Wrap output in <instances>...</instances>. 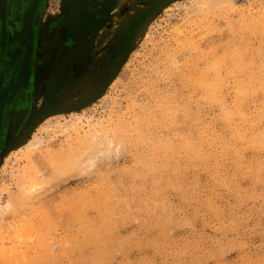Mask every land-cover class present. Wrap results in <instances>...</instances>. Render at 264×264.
<instances>
[{"label":"rangeland","instance_id":"1","mask_svg":"<svg viewBox=\"0 0 264 264\" xmlns=\"http://www.w3.org/2000/svg\"><path fill=\"white\" fill-rule=\"evenodd\" d=\"M81 1L3 103L0 264H264V0Z\"/></svg>","mask_w":264,"mask_h":264},{"label":"water","instance_id":"2","mask_svg":"<svg viewBox=\"0 0 264 264\" xmlns=\"http://www.w3.org/2000/svg\"><path fill=\"white\" fill-rule=\"evenodd\" d=\"M9 0H0V21L3 23L1 24V30H2V36H1V47L2 49H5L7 46V37H8V31H7V25H6V19H7V5H8ZM43 0H32L30 6H29V12L28 16L25 22V28L28 26L29 31H24L22 30L21 35L18 39V51L23 53L25 50V59L22 57L21 61V69L18 74L16 84L10 86L7 89V92H4L2 96L0 97V119L2 117V108H3V101L7 98L9 92L12 90L13 92H16L20 89V87L24 84L25 77H27L28 70L30 68L31 64V59H32V54H33V27H34V21H35V15L36 12L42 3ZM77 0H64V9L68 12H73L72 16L70 19L74 18L76 19V15L74 14V9ZM83 2V4H82ZM111 2V0H82L81 5L83 8L80 7L79 12L84 15H88L87 19H96L97 16H101L102 12L106 9L107 5ZM85 6V7H84ZM92 6V7H91ZM88 7L92 8V12H89ZM75 15V16H74ZM83 17V16H82ZM81 16H78V18L81 20ZM77 18V19H78ZM69 19V20H70ZM78 19V20H79ZM80 20L78 22H80ZM87 24V23H86ZM23 55V54H22ZM23 77V78H22Z\"/></svg>","mask_w":264,"mask_h":264},{"label":"flooded vegetation","instance_id":"3","mask_svg":"<svg viewBox=\"0 0 264 264\" xmlns=\"http://www.w3.org/2000/svg\"><path fill=\"white\" fill-rule=\"evenodd\" d=\"M12 0H9L8 1V5H7V19H6V25H7V31H8V37H7V51L9 52L12 48V50L14 51L13 52V57H14V55L15 56H17V58L18 57H20V55H21V53L18 51V47H19V45H18V39H19V37H20V35H21V31H22V24H23V21H24V17H25V15H26V12H27V10L29 9V6H30V4H31V2H32V0L29 2V6L27 7V9L25 10V12H24V14H23V20H22V22L21 23H17V22H14V20H13V18H14V14H16L17 13V15H21L20 13H22L23 12V8L21 7V4H20V1L21 0H17V2L16 3H18V4H20V5H18L19 7H16L15 5V3H12L11 2ZM45 0H43L42 1V3L40 4V6H39V8H38V10H37V12H36V15H35V19H36V17L38 16V14H39V11L41 10V8H42V6H43V2H44ZM19 17V16H18ZM21 26V27H20ZM20 29H21V31H20ZM17 31V32H16ZM1 32H2V30H1V27H0V39H1ZM33 36H34V43H33V52H34V49H35V47H36V26H35V21H34V27H33ZM14 35V36H13ZM25 55V54H24ZM24 55H21L23 58H24ZM32 56H33V54H32ZM33 58V57H32ZM22 59V58H21ZM31 62H32V59H31ZM31 65V64H30ZM2 66V65H1ZM1 68V67H0ZM20 69H21V63H20V65H18V69L16 70V72H15V83H16V80H17V77H18V74H19V72H20ZM29 70H30V68H29ZM29 70H28V73H29ZM27 73V74H28ZM8 78L11 80V75H9L8 76ZM7 78V79H8ZM26 79H27V77H25V81H26ZM24 81V82H25ZM13 84H11V85H8L7 87H6V89H4V91H3V93L4 92H7V89L10 87V86H12ZM22 90V88L20 87V89L18 90L19 92ZM12 91V90H11ZM11 91L9 92V94L11 93ZM2 93V94H3ZM8 94V95H9ZM2 96V95H1ZM3 103H4V101H3ZM4 111V110H3ZM2 111V117H1V122H0V133L6 128V126H7V122H8V120H9V117H10V115H9V113L7 112V114L5 113L4 114V112ZM6 123V124H5Z\"/></svg>","mask_w":264,"mask_h":264},{"label":"bare ground","instance_id":"4","mask_svg":"<svg viewBox=\"0 0 264 264\" xmlns=\"http://www.w3.org/2000/svg\"><path fill=\"white\" fill-rule=\"evenodd\" d=\"M122 1H124V0H119V3H121ZM126 2V1H125ZM216 3V2H215ZM213 2H211V1H209V2H205V1H200L199 2V5L201 6L200 7V12H199V14H202V15H204L205 13H207V12H211V9H212V6H213ZM214 7V6H213ZM28 12H29V10H28ZM28 12H27V14H26V17H25V20H24V31H29V27L27 26L26 28H25V22H26V19H27V16H28ZM130 19V18H129ZM128 19V20H129ZM123 20V19H122ZM127 22V21H126ZM126 22H125V24H126ZM124 24V23H123ZM127 24H128V22H127ZM23 31V32H24ZM33 41H34V37H33ZM26 54V53H25ZM24 57H25V55H24ZM25 59V58H24ZM23 78V77H22ZM216 86H218V84H217V82H212V83H210L209 84V88H214V87H216ZM217 90V89H216ZM213 93V92H212ZM215 95H213V97H214ZM0 122H1V119H0Z\"/></svg>","mask_w":264,"mask_h":264}]
</instances>
